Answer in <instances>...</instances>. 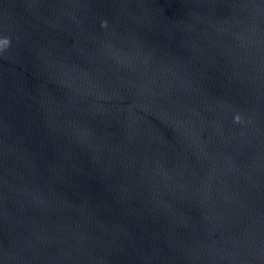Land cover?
Listing matches in <instances>:
<instances>
[{
  "label": "water",
  "instance_id": "95a60500",
  "mask_svg": "<svg viewBox=\"0 0 264 264\" xmlns=\"http://www.w3.org/2000/svg\"><path fill=\"white\" fill-rule=\"evenodd\" d=\"M0 264H264V0H0Z\"/></svg>",
  "mask_w": 264,
  "mask_h": 264
}]
</instances>
